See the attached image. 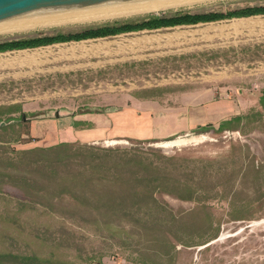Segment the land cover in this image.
<instances>
[{"label": "rangeland", "instance_id": "obj_1", "mask_svg": "<svg viewBox=\"0 0 264 264\" xmlns=\"http://www.w3.org/2000/svg\"><path fill=\"white\" fill-rule=\"evenodd\" d=\"M263 5L264 0H215L157 13L5 34L0 35V43L38 34L75 33L154 14L226 12ZM176 31L145 30L90 43ZM247 48L237 53L229 47L190 53L184 58L156 57L136 66L111 67L98 74L66 78L14 80L7 71H0V103L16 100L47 107L73 101L70 109L89 104L78 111L91 113L117 110L112 97L119 93H133L148 86L159 96L167 87L192 89L214 76L221 83L234 81L242 92L236 96L237 116H248L228 130L218 131L215 126L208 132L185 133L167 141L99 142L87 145L92 150L71 143L75 146L66 151H49L59 144L31 137L11 142L19 127L6 125L24 124L20 131L26 132L30 121L48 113L22 114L24 119L7 123L5 130H0V253L35 256L48 264H264V111L259 102L264 93V45L251 43ZM8 55L0 53V60ZM178 121L166 123L173 127ZM116 148L142 152L164 171V179L153 184L157 188L150 202L156 208L150 215L143 210L132 218L114 215L105 228L100 224V195L88 193L79 184L82 177L75 175L89 170L93 153L97 156L102 149ZM181 184L190 189H181ZM190 190L194 192L187 193ZM21 206L25 207L20 211ZM96 220L97 225L93 223ZM122 226L126 227L124 231ZM210 235L215 236L201 244Z\"/></svg>", "mask_w": 264, "mask_h": 264}, {"label": "crops", "instance_id": "obj_2", "mask_svg": "<svg viewBox=\"0 0 264 264\" xmlns=\"http://www.w3.org/2000/svg\"><path fill=\"white\" fill-rule=\"evenodd\" d=\"M175 29L178 31L171 34L127 37L101 44L90 42L130 36L132 33L8 51L3 54L11 55L0 60V71H7V75L14 80H37L50 76L66 78L71 75L98 74L111 67L121 69L124 65L136 66L138 62L143 64L156 57L184 58L190 53L197 55L199 51L216 52L229 47L237 53L247 51L251 43L264 45V15L155 31ZM171 48L175 50L172 52L169 50ZM204 82L192 89H185L180 85L173 90L167 87L159 96H155L148 86L133 93H119L112 97L114 106L118 109L102 113L78 111L79 107L87 108L89 104L79 105L78 110L70 109L73 101H60L58 104L42 107L38 102L29 104L14 100L1 102L0 108L2 113L16 108L22 114L46 110V116L26 123L28 129L26 132L22 131L21 139L31 137L50 145H90L116 140L161 142L190 133L197 127H218L220 122L237 116L235 102L240 89L236 88L234 81L221 83L218 78L209 76ZM15 115L20 114L2 118L16 117ZM171 119L179 121L175 126L168 127L166 122Z\"/></svg>", "mask_w": 264, "mask_h": 264}, {"label": "trees", "instance_id": "obj_3", "mask_svg": "<svg viewBox=\"0 0 264 264\" xmlns=\"http://www.w3.org/2000/svg\"><path fill=\"white\" fill-rule=\"evenodd\" d=\"M264 15V5L258 7H246L235 10H229L226 12H206V13H190L188 11H178L174 13L154 14L146 16L139 20H126V21H114L106 23L96 27L80 30L75 33H55V34H38L34 37L20 38L14 40L3 41L0 43V53L34 49L43 46H49L57 43L65 42H78L87 39L106 38L111 36H117L121 34L140 32V31H152L163 28H171L176 26L196 25L199 23H208L221 21L232 18H246L251 16ZM260 106L264 111V93L260 97ZM18 109L11 108L8 113H0V130H5V127L13 128L14 125L19 127L17 136L10 138L11 142H17L21 140L20 127L24 124L13 123L6 125L10 122H18L22 120V113ZM20 114L18 117H5V121L2 122V117L12 114ZM258 115L262 113L258 112ZM248 116H235L227 121L220 122L218 124V131L228 130L229 126L233 124H240L241 121L247 119ZM214 128L213 125H207L197 127L192 132H208ZM33 140V139H30ZM75 146L74 144L61 143L53 149H64L65 151ZM81 148L89 147L87 145L76 144ZM92 150V147L88 148ZM46 150H40L41 153ZM102 154H92L89 161V170L83 172H77L75 177H82L79 184L88 190V193L94 194L98 197L99 208H101L102 222L101 226L105 228L109 227V219L118 215L123 218H132L137 212H143L145 215H150L154 210V204L150 202L152 200V191L157 187L153 185L157 180L159 181L163 176V170L156 167L155 163L151 161L145 154L133 149L131 151L125 149H102ZM43 160V159H42ZM44 161H46L44 159ZM62 162L61 160H59ZM41 163V160L39 161ZM35 162V163H39ZM162 175V176H161ZM164 179V177H162ZM80 186V185H79ZM180 185L178 186V188ZM119 188L120 192L117 191ZM190 189L187 184H181V189ZM187 192V191H186ZM190 190L187 193H193ZM93 196V195H92ZM128 198H134L135 201H127ZM131 203V204H130ZM25 206H21V211ZM97 208V207H96ZM143 210V211H142ZM122 218V219H123ZM12 219L8 220L11 221ZM94 224H99L96 221ZM126 229L122 226V230ZM216 235V234H215ZM214 235V236H215ZM214 236L210 235L206 241L201 244L208 243ZM168 255V254H166ZM7 262L10 264H48L44 259H39L35 256H17L13 253H0V264Z\"/></svg>", "mask_w": 264, "mask_h": 264}, {"label": "water", "instance_id": "obj_4", "mask_svg": "<svg viewBox=\"0 0 264 264\" xmlns=\"http://www.w3.org/2000/svg\"><path fill=\"white\" fill-rule=\"evenodd\" d=\"M184 1L190 0H0V31Z\"/></svg>", "mask_w": 264, "mask_h": 264}, {"label": "bare ground", "instance_id": "obj_5", "mask_svg": "<svg viewBox=\"0 0 264 264\" xmlns=\"http://www.w3.org/2000/svg\"><path fill=\"white\" fill-rule=\"evenodd\" d=\"M211 1H215V0H190V1H184V2H178V3H171V4L135 9V10H129V11H123V12H117V13H110V14H104V15H98V16L62 21V22H55V23H49V24H43V25H36V26H30V27H24V28L5 30V31H0V35H5V34L13 35V33H19V32H24L28 30H34V29H41V28L50 27V26H60V25H65V24L84 23V22L105 20V19H111V18L127 17V16H132V15L157 13L163 10L176 9V8L187 7V6L189 7L195 4H200V3H205V2L211 3Z\"/></svg>", "mask_w": 264, "mask_h": 264}]
</instances>
